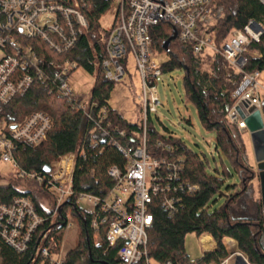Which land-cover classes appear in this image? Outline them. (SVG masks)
I'll use <instances>...</instances> for the list:
<instances>
[{
    "label": "built area",
    "instance_id": "built-area-1",
    "mask_svg": "<svg viewBox=\"0 0 264 264\" xmlns=\"http://www.w3.org/2000/svg\"><path fill=\"white\" fill-rule=\"evenodd\" d=\"M89 1L0 0V114L15 97L24 96L36 80L51 90L55 105L69 104L82 112L85 120L94 125L91 135L99 133L108 139L126 159L124 170L112 167L108 171L115 182L108 197L86 193L78 196V203L87 202L93 207L86 212L94 216L91 228L96 233V240L101 245L102 229L108 228V246L121 245L118 252L120 264H157L148 252V235L154 225L152 206L158 199L169 215L174 216L179 213L177 193L193 194L200 187L183 181L184 159L168 160L148 151L147 123L151 119L150 114L156 113L161 106L158 80L163 76L162 63L152 51L151 28L168 23L177 31L180 43L193 46L195 55H220L233 69L243 74L233 94L235 104L227 119L230 127L246 132L247 120L254 114L259 112L264 122L262 73L245 72L247 55L250 54L248 46L252 41H260L264 27L250 22L245 31H233L219 48L208 32L222 13V9L211 13L214 0H114L118 3L116 20L119 24L114 22L106 35V59L94 63V76H97L98 69H102L108 81L120 84L126 76L124 59L131 53L142 82V94L137 101L143 112V134L137 145L122 144L115 140V135L125 138L126 133L107 121L108 109L100 108L92 100V93L86 102L78 100L69 87L66 76L78 69L77 63L68 59L46 63L32 45L24 43L38 40L58 55L69 53L77 42L78 31L89 30L88 20L81 11ZM44 66L56 69L52 80ZM51 128V118L43 112H36L21 123L1 121L0 162L21 169L15 159L18 144L39 147L46 142ZM86 137L79 142L76 152L60 156L51 166L50 173H27L21 169L22 177L36 180L48 192L51 200L47 202L51 204L44 208L51 212L50 217L40 215L29 197H17L9 205L0 204V239L17 252H27L40 230L49 221L55 223L61 207L75 196L74 175L79 157H85ZM90 146L98 148L99 141L91 140ZM159 146L162 151L172 150L162 142ZM65 226L61 230L63 240L60 249L58 234H54L55 228L51 227L40 235L36 256L49 260L51 264H64L71 251L64 248L65 232L73 227L70 215ZM208 236L201 237L204 253H210L203 243L204 237ZM230 260L229 257L221 264H229Z\"/></svg>",
    "mask_w": 264,
    "mask_h": 264
},
{
    "label": "trees",
    "instance_id": "trees-1",
    "mask_svg": "<svg viewBox=\"0 0 264 264\" xmlns=\"http://www.w3.org/2000/svg\"><path fill=\"white\" fill-rule=\"evenodd\" d=\"M113 2L114 0H90L87 7L84 5L81 7L82 13L88 20L89 30L78 31L75 46L65 55H58L48 50L46 45L38 40L24 43L32 45L38 56L46 59V63L51 61L60 63L68 59L77 63L78 68H83L94 75V63L106 59L105 40L110 32L102 29L100 21ZM219 9H222L221 16L215 19L208 31L219 48L233 31H245L250 22L264 27L262 0H214L210 7L211 13L214 14ZM173 35V27L168 23L152 27L150 31L152 51L154 54L168 57V60L161 64L163 74L178 68L184 70L187 99L197 107L200 121L205 128L217 134L216 149L219 152L223 151L229 158L240 177L241 184L236 193L226 198L222 208L211 212L214 197L224 184V180L210 174L206 162L199 155L189 151L179 139L173 136H160L148 120L147 146L150 154L173 161L184 159L183 181L200 187L199 191L193 194L177 193L175 197L179 202V213L174 216L169 215L158 199L155 201L152 206L154 225L148 235L149 257L157 264L168 262L190 264L185 251V238L189 234H196L198 237L210 235L216 242L217 248L213 252L204 253L203 257L194 264H221L228 259L231 253L227 240L236 242L239 253L247 258L249 264H264V203L262 199L254 198L252 183L255 179V171L248 166L244 151L242 152L241 147L236 143L227 119L229 110L235 104L233 94L244 76L233 69L222 56H197L194 54L193 46L184 45L178 39L172 41L169 50L166 51L164 45ZM248 51L250 54L247 55L248 65L245 72L259 71L263 74L264 34L259 42L250 43ZM204 64L208 65V70L204 68ZM44 69L52 80L56 69L47 66H44ZM73 72L68 74L66 79ZM114 89L115 84L106 79L102 69H98L92 100L100 108L108 109L107 121L114 128L126 133L125 138L115 135V140H119L122 144L137 145L143 134V123L142 121L136 124L129 123L112 108L109 101ZM53 96L45 84L36 80L24 96L15 97L4 107L0 114V122L21 123L36 112H43L51 118L52 128L44 144L39 147L18 144L15 159L20 168L27 173L45 174L43 173L45 166L51 167L60 156L76 152L79 142L87 136L84 142L85 157H79L74 175L75 196L61 207L55 223L50 221L46 223L27 252L19 253L0 239L2 264H51L49 260L36 256L40 235L44 230L54 227V234H58L60 249L63 240L61 230L66 227L68 215L76 221L80 235L78 245L68 253L64 264H120L121 258L118 252L121 245L114 248L108 246L106 236L108 228L102 229V242L101 245L98 244L96 233L91 228L94 216L79 207L78 196L86 193L101 198L108 197L115 186L108 171L112 167L124 170L126 159L108 139L103 138L99 133L91 135L94 125L85 120L82 112L73 109L69 104L56 108ZM92 138L99 141L98 148H91ZM160 142L171 146L172 150L162 151ZM224 175L230 176V173L224 169ZM31 182L36 185V189L22 191L13 183L1 187L0 204L9 205L17 197H29L40 215L50 217L51 212L44 208L40 200L46 198L50 201L48 192L36 180ZM211 237L203 239L208 251L212 249Z\"/></svg>",
    "mask_w": 264,
    "mask_h": 264
},
{
    "label": "rangeland",
    "instance_id": "rangeland-1",
    "mask_svg": "<svg viewBox=\"0 0 264 264\" xmlns=\"http://www.w3.org/2000/svg\"><path fill=\"white\" fill-rule=\"evenodd\" d=\"M117 14L118 3L113 2L100 21L104 31H110L114 22L117 25L119 24V20H116ZM156 56L161 63L168 60L167 55L156 54ZM123 66L126 70V76L120 84L115 85L109 102L112 108L117 110L126 121L133 124L140 123L143 112L137 98L142 94V82L130 52L124 59ZM203 66L208 70L207 64ZM97 76L91 75L83 68H78L70 75L67 82L78 100L82 102L89 100ZM184 78L185 72L179 68L166 72L159 78L158 96L161 106L156 113L150 114V122L160 136H173L179 139L189 151L199 155L206 162L210 174L224 180V184L214 197L211 205L210 211L213 212L225 205L227 200L225 196L229 197L240 189L241 180L229 158L223 151L219 152L216 149L217 134L205 128L200 121L197 107L187 99ZM261 83L264 85V73L262 74ZM55 106L56 108H62L63 105L57 103ZM231 131L236 143L241 147L242 152L244 151L248 166L255 171V179L252 183L254 198L263 200L264 189L259 176L251 133L249 131L236 132L233 128ZM224 169L230 173V176L224 175ZM21 171V169L14 168L12 164L0 162V188L13 183L22 191L36 189V185L31 182L32 180L22 177ZM40 200L43 206L47 207V199L44 198L43 200L41 198ZM78 204L85 211L93 209L87 202ZM71 219L73 227L69 228L64 235V248L66 251L73 250L79 242L80 229L76 221L72 217ZM229 243H227L231 253L229 264H235V255L239 253L238 247L237 244L230 246ZM185 251L190 263L203 257L204 249L201 237L196 234L187 235L185 238ZM0 264H2L1 257Z\"/></svg>",
    "mask_w": 264,
    "mask_h": 264
},
{
    "label": "water",
    "instance_id": "water-1",
    "mask_svg": "<svg viewBox=\"0 0 264 264\" xmlns=\"http://www.w3.org/2000/svg\"><path fill=\"white\" fill-rule=\"evenodd\" d=\"M177 39V31L174 30L173 37L168 40L164 49L169 50V46L172 41ZM248 131L251 133V138L255 150V157L258 165L259 176L262 180L263 189H264V122L261 117V114L258 112L254 114L247 120ZM51 172L50 166H45L43 173L47 174ZM223 196V195H222ZM227 198V196H225ZM264 203V199H263ZM235 264H249L248 260L241 254L238 253L235 255Z\"/></svg>",
    "mask_w": 264,
    "mask_h": 264
},
{
    "label": "bare ground",
    "instance_id": "bare-ground-1",
    "mask_svg": "<svg viewBox=\"0 0 264 264\" xmlns=\"http://www.w3.org/2000/svg\"><path fill=\"white\" fill-rule=\"evenodd\" d=\"M208 237H210V236H208ZM213 240V239H212ZM213 242H214V240H213ZM230 242V243H229ZM228 243L230 244V246H235V243H234V241H230V240H228ZM214 247L209 251V252H213V250L216 248V244H215V242H214ZM204 247H205V249L208 251V249H207V247L205 246V244H204Z\"/></svg>",
    "mask_w": 264,
    "mask_h": 264
},
{
    "label": "crops",
    "instance_id": "crops-1",
    "mask_svg": "<svg viewBox=\"0 0 264 264\" xmlns=\"http://www.w3.org/2000/svg\"><path fill=\"white\" fill-rule=\"evenodd\" d=\"M213 240H214V239H213ZM214 242H215V241H214ZM227 243H228V240H227ZM234 243L236 244L235 241H234ZM215 244H216V242H215ZM214 246H215V245H214V243L212 242V248H213ZM216 248H217V244H216ZM216 248H215V249H216ZM215 249H214V250H215ZM214 250H213V251H214Z\"/></svg>",
    "mask_w": 264,
    "mask_h": 264
}]
</instances>
